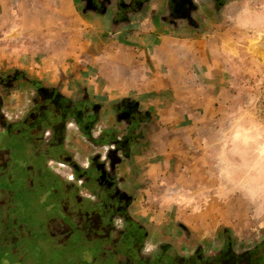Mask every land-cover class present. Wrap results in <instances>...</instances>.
I'll return each mask as SVG.
<instances>
[{"label": "crops", "instance_id": "obj_1", "mask_svg": "<svg viewBox=\"0 0 264 264\" xmlns=\"http://www.w3.org/2000/svg\"><path fill=\"white\" fill-rule=\"evenodd\" d=\"M6 1L10 5L0 9L5 33L15 28L37 34L57 31L53 22H37V16H46L52 21L61 17L67 28L77 19L84 34L79 45H72L74 51H66L70 60L44 55L47 41L40 36L32 42L0 40V135L8 136L0 147V167L9 168L0 171V188L23 197L37 193L21 211L31 208V200L45 207L59 194L61 206L70 209L83 200H105L115 190L126 198L127 216L149 250L163 246L184 261L196 255L198 261L190 264L215 256L219 264L235 263L231 258H240L239 264L264 259V228L241 233L205 227L202 218L186 211L193 204L186 198L193 150L206 138L203 129L219 127L224 114L232 112L215 95H234L230 80L236 75L224 56L219 59L213 41L223 31L238 30L236 20L245 24L240 13L245 7L254 9L252 0L217 5L191 0V14L178 16L170 13L169 0ZM28 15L34 22L26 20ZM13 17L24 20L12 27ZM170 81L177 84L172 87ZM46 89L68 109L44 121L27 118L42 102L39 90ZM56 125L60 138H50L49 144L48 132L54 133ZM21 139L27 158L43 154L44 170L37 172L36 184L49 187L31 186L23 164L8 167L22 149ZM117 199L110 197L113 206Z\"/></svg>", "mask_w": 264, "mask_h": 264}, {"label": "rangeland", "instance_id": "obj_2", "mask_svg": "<svg viewBox=\"0 0 264 264\" xmlns=\"http://www.w3.org/2000/svg\"><path fill=\"white\" fill-rule=\"evenodd\" d=\"M251 2L254 5V9L264 8V0H252ZM9 5L10 3H7L6 0H0L1 11ZM6 17L8 19L7 23H9L10 17L7 15ZM53 19L54 21L46 16H37V22L41 21L44 25L53 22L54 28L57 31H46L44 29L43 33L38 32L37 34L30 31H19V29L15 28L16 30L12 29L10 32L5 33L0 29V40L5 36L6 38H23L27 42H32V38L35 35L40 36L39 40L43 42L47 41L45 48H43L44 55H52L53 59L70 60V55L66 51H74V46L72 45L77 46L84 39V34L81 31L82 23L77 19L75 21L70 20V25L67 28L65 23L61 22V17H54ZM0 20L3 21V17ZM21 20L24 19L13 17L10 20L12 27L19 25ZM26 20L34 22L35 19L34 17L30 19L28 15ZM240 20H236L238 30L223 31L220 33V40L216 39L213 41L214 47H217L219 59H222L224 56L223 58L227 60L225 64L227 66L231 64L230 67L232 66V70L236 75L235 80H230L234 87V95H228L225 91L215 96L218 99V103L224 106L225 109L227 104L230 105L231 113L235 112L238 108H245L252 111L258 120L264 121V26H254V22H250L251 25L249 27L247 23L244 24ZM62 28L63 30H61ZM67 35L71 36L69 40L67 39ZM243 47H246L245 51ZM62 65L64 64L60 63L58 66L62 67ZM228 75L230 76L231 74L229 73ZM174 83L176 82H171L172 87ZM177 88L175 91H178ZM221 121L219 127L207 130L203 129V135L206 138L203 139V142L196 144L197 148L193 150V165L188 168L189 172L192 171V175L187 184L186 194L187 201H191L193 204L192 206L188 205L186 211L191 216L202 218V224L205 227L218 225L241 233L257 231L260 228L263 229L264 201H252L238 190L226 196L218 194L219 180L216 176L215 161L211 158V154L220 147V145L216 144L219 138V129L228 126L226 114H224V119L222 118ZM1 183L0 180V185ZM11 184L8 183L9 186ZM35 194L37 193L32 192L29 195L26 192L24 197L23 195L19 196V194H15L12 197L15 201V210L6 215L7 220L19 218L21 207L24 204L26 205V201L29 203V197ZM1 220L2 216L0 217ZM21 220L24 221V219ZM10 224L9 222L4 223V225L0 224V264H72V260L67 261L66 259H62L59 252L51 247H45L41 244V241L35 244L31 242L30 244L27 239L21 241L25 246H31L30 249L26 250L27 259L23 263L15 260L12 253H9V250H11L9 247L11 243L10 238L12 236ZM27 229L38 232L32 227ZM74 252L76 251L74 250ZM84 256L86 259L89 258V256ZM86 262L87 260H83L79 264H87Z\"/></svg>", "mask_w": 264, "mask_h": 264}, {"label": "flooded vegetation", "instance_id": "obj_3", "mask_svg": "<svg viewBox=\"0 0 264 264\" xmlns=\"http://www.w3.org/2000/svg\"><path fill=\"white\" fill-rule=\"evenodd\" d=\"M213 1L217 5L221 4L223 0ZM169 2H171L169 11L174 16L184 12L191 14L194 10V4L191 0H169ZM39 92L42 96V102H39L27 113V118H40L44 121L49 117H58L68 109L67 104L54 91L46 89L39 90ZM55 128L54 133L48 132L49 138L46 142H49V144L51 143L50 138H53L56 142L60 138L59 125H56ZM7 139L6 134L0 135V147L5 144ZM23 140H20L21 150L18 142H14L16 149H19L16 154H19L16 155L17 159L13 163L14 165L10 164L12 166L8 167H14L15 169L23 164L26 169L24 175L29 174L32 181L31 186L49 187L47 184H36L37 172L44 170L43 154L35 155L31 159L27 158L24 155V149L27 145H23L26 143ZM52 147L54 146L52 145ZM0 155L3 156L1 153ZM1 162L0 166L3 165ZM8 170L9 168L0 167V171H4L3 174ZM57 188H60L61 192V185ZM0 191H2L1 188ZM63 195L66 196V194ZM112 195L118 198L114 206L110 200ZM58 196L59 199H56L58 204L55 200H49L45 207L40 205L38 199L31 200V208L22 209L19 218L24 219V221L26 219L30 220L32 228L38 231L33 232L31 230V234L35 236L32 239V244L41 241V244L45 247H51L59 252L62 259L72 260V264H79L83 260H87V264H190L192 261L195 263L198 261L196 255L187 258L185 261L182 257L175 258L169 249L163 246L143 252L145 249L142 239L143 233L139 230L138 225L127 216L126 198L123 195L116 194L115 190L108 192L105 200L102 199L98 202L83 200L79 203L76 202L75 207L70 209L61 206V197L63 196L62 194ZM78 213L81 215L76 216ZM115 217L120 218V221H117L116 224ZM19 235V243L22 244L21 241L25 240L24 236L26 234L20 233ZM20 252L19 262L23 263L27 259L26 250L21 249ZM84 255L89 256V258L86 259ZM231 259L236 260L233 264H239L237 261L241 260L240 258ZM253 262L251 261V264H264V259H260L259 263ZM203 263L219 264L218 256L211 258L209 262L205 260Z\"/></svg>", "mask_w": 264, "mask_h": 264}, {"label": "clouds", "instance_id": "obj_4", "mask_svg": "<svg viewBox=\"0 0 264 264\" xmlns=\"http://www.w3.org/2000/svg\"><path fill=\"white\" fill-rule=\"evenodd\" d=\"M240 15L245 23L264 26V8L245 7ZM218 137L220 147L211 154L218 194L226 196L238 190L252 201H264V121L252 111L238 108L229 114L228 126L219 129Z\"/></svg>", "mask_w": 264, "mask_h": 264}, {"label": "trees", "instance_id": "obj_5", "mask_svg": "<svg viewBox=\"0 0 264 264\" xmlns=\"http://www.w3.org/2000/svg\"><path fill=\"white\" fill-rule=\"evenodd\" d=\"M15 194H18L17 190L15 191H6V190H2L0 191V217L2 216V220L0 221L1 225H4V223L9 222L10 227H11V243H10V249L9 253H12L13 258L15 260L19 261V255L21 254L20 250L21 249H30L31 246L30 245H24L19 243L20 242V233H25L27 234L26 236H24V239L29 240L30 244L32 242L33 239V235L31 234V230L27 229L31 226V221L27 220L23 221L21 220V218H11V220H7V216L10 212L15 210V201L12 197L15 196ZM6 226V225H5ZM30 246V247H29ZM26 247V248H25ZM28 247V248H27Z\"/></svg>", "mask_w": 264, "mask_h": 264}, {"label": "built area", "instance_id": "obj_6", "mask_svg": "<svg viewBox=\"0 0 264 264\" xmlns=\"http://www.w3.org/2000/svg\"><path fill=\"white\" fill-rule=\"evenodd\" d=\"M263 111H264V82H263Z\"/></svg>", "mask_w": 264, "mask_h": 264}]
</instances>
